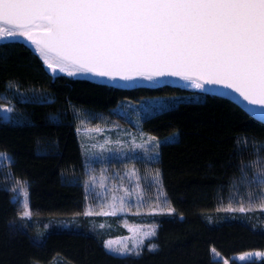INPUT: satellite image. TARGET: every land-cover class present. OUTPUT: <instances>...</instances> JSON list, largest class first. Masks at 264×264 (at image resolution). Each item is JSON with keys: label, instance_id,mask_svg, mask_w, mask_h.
I'll return each instance as SVG.
<instances>
[{"label": "trees", "instance_id": "1", "mask_svg": "<svg viewBox=\"0 0 264 264\" xmlns=\"http://www.w3.org/2000/svg\"><path fill=\"white\" fill-rule=\"evenodd\" d=\"M3 104L12 111L0 119V153L10 156L0 167V264L58 257L67 264H223L213 250L227 258L264 250V209L251 203L264 189L252 182L264 172V120L234 99L172 83L122 87L54 74L30 45L8 39L0 41ZM84 121L139 125L159 139L150 164L173 212L134 217L157 224L139 255L105 247L127 233L118 217L102 227L106 217L85 215L87 164L77 131ZM8 177L26 183L32 219ZM73 218L70 226H46Z\"/></svg>", "mask_w": 264, "mask_h": 264}, {"label": "snow or ice", "instance_id": "2", "mask_svg": "<svg viewBox=\"0 0 264 264\" xmlns=\"http://www.w3.org/2000/svg\"><path fill=\"white\" fill-rule=\"evenodd\" d=\"M17 36L53 72L180 77L196 88L230 89L259 106L249 111L264 114V0H0V41ZM252 182L264 187V172ZM24 203L27 208V192Z\"/></svg>", "mask_w": 264, "mask_h": 264}, {"label": "rangeland", "instance_id": "3", "mask_svg": "<svg viewBox=\"0 0 264 264\" xmlns=\"http://www.w3.org/2000/svg\"><path fill=\"white\" fill-rule=\"evenodd\" d=\"M8 39L21 40L32 47L30 42L23 37L17 36L6 40ZM48 70L54 74H67V72H60L59 69H56L55 72L51 69ZM74 77L99 81L94 76L89 77L81 73L76 74ZM165 83L171 82L165 80V82L162 81L149 86ZM196 89L212 91L206 88ZM4 108L12 109V106L3 104L1 109ZM2 113L4 117H10L9 112L2 111ZM128 113H130V110H128ZM77 131L83 145L87 164L86 190L88 202L86 213L91 211L93 216L118 217L120 219V225L127 230V233L107 239L106 244L112 242V252L116 254L139 252L145 242L153 237V235L146 236L145 233L152 230L156 232L157 224L153 222L142 223L134 217L141 218L156 213L173 212L161 188L159 173L150 164L158 157L159 139L142 130L139 125L122 122L112 125H91L84 121L78 126ZM0 154H2L0 155V167H3L9 162L10 156L3 152ZM8 178L9 183L13 186L15 198L21 202L24 211L30 212V215L26 218L32 219L26 183L23 180ZM25 192H27V208H25L24 203ZM251 203L264 209V189H261L260 196L252 198ZM233 206L238 207L237 204H233ZM112 212H115V214H111ZM74 219H52L46 226L55 224L58 227H66L70 226ZM106 224L111 225L108 218L99 223L102 227ZM257 252L264 253V250L247 251L228 258L214 251V256L222 260L223 264L225 262L230 264L233 259L242 262L263 260L264 257L247 256L249 253L254 254ZM241 256H247V258L241 260L239 259ZM51 264L67 263L58 257Z\"/></svg>", "mask_w": 264, "mask_h": 264}, {"label": "bare ground", "instance_id": "4", "mask_svg": "<svg viewBox=\"0 0 264 264\" xmlns=\"http://www.w3.org/2000/svg\"><path fill=\"white\" fill-rule=\"evenodd\" d=\"M32 48L34 49L33 46H32ZM86 75H88L89 77L94 76V77H96L97 80H99L103 83L118 85V86H123V87H133L136 85H153L155 83H160L162 81L165 82V80H168V82H171L175 85H186V86H191V87L196 88L193 81L183 80L180 77H172V76L154 77L152 80L146 79L142 76H136L134 79H131V80H122L119 78L113 80V79H110L108 77H99V76H95V75L90 74V73H87ZM203 88L210 89L213 92H218L217 90L212 89L211 87L207 86L206 84L204 85Z\"/></svg>", "mask_w": 264, "mask_h": 264}, {"label": "water", "instance_id": "5", "mask_svg": "<svg viewBox=\"0 0 264 264\" xmlns=\"http://www.w3.org/2000/svg\"><path fill=\"white\" fill-rule=\"evenodd\" d=\"M207 85V84H206ZM209 87H211L212 89L214 90H217L218 92H215V93H218V94H222V95H225V96H228L232 99H234L235 101H237L240 105H242L248 112H250L252 115H254L255 117L261 119V120H264V114H257V113H254L252 111H249V109H252V108H258L259 106H253V105H249L246 101L243 100L242 97H239V95L235 92H233L232 90L230 89H227V88H223L222 86H219V85H207ZM123 87V86H122ZM134 87V86H133Z\"/></svg>", "mask_w": 264, "mask_h": 264}]
</instances>
